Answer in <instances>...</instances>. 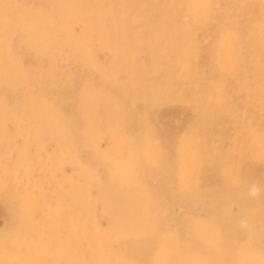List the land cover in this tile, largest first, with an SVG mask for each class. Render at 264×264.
<instances>
[{"label":"rangeland","instance_id":"rangeland-1","mask_svg":"<svg viewBox=\"0 0 264 264\" xmlns=\"http://www.w3.org/2000/svg\"><path fill=\"white\" fill-rule=\"evenodd\" d=\"M74 12L82 19L68 30ZM40 18L49 27L38 30ZM0 57L6 162L23 158L44 193L68 192L90 229L113 216L146 232L132 247L163 242L169 256L177 240L211 264L264 259V0H0ZM4 109L38 131L26 152ZM102 132L136 148L138 182L101 157ZM69 155L78 161L57 166ZM81 162L100 175L87 200L70 187ZM7 222L0 203V233Z\"/></svg>","mask_w":264,"mask_h":264},{"label":"bare ground","instance_id":"bare-ground-1","mask_svg":"<svg viewBox=\"0 0 264 264\" xmlns=\"http://www.w3.org/2000/svg\"><path fill=\"white\" fill-rule=\"evenodd\" d=\"M202 7H206L205 2H202ZM80 19L82 18L77 12L69 16L66 22L68 30H71L73 24ZM43 20L39 19L38 30L44 26L49 27V24L44 25ZM85 21L82 37L85 40L93 39L89 30L95 26V23ZM94 61L98 66L96 60ZM17 72L20 79L24 80L26 72L21 69H17ZM1 102L0 99V107H2ZM4 111L5 120L9 121L10 127L8 136L20 139L21 150L26 152L34 141H38V131L36 133L28 131L27 135L24 129V118L14 116L7 109ZM22 129L26 135L22 133ZM105 138L111 139V142L105 148H100L101 157L114 159L116 170L125 180L124 184L138 182L136 148L128 142H125L124 146L120 137L110 132L97 134L96 140L100 143L101 139ZM1 150L0 203L6 210L8 222L0 233V264H211L204 258L191 259L189 256H184L177 245V240L175 241L176 249L173 255L169 256L163 242L157 246L150 244V247L148 245L132 247L129 239L133 238L137 243L146 238V232L132 231V228L127 225L113 224L112 218H115L113 216L108 217V226L103 231L90 229L83 218L74 216L72 202L68 198L65 199L68 192L56 188L44 193L45 191L29 178L31 174L28 175L27 164L23 158L16 156L14 164L9 166ZM77 161L78 158L69 155L61 158L57 166L73 165ZM81 164V173L75 182H71L70 187L74 186L73 189L83 195L89 185L96 184V178L100 175L93 164L88 162L86 164L81 162ZM57 173L60 174L62 181V174ZM64 181L61 182L60 188L65 187ZM83 197L88 199L84 195ZM97 212L103 214L101 211ZM90 213L94 216L96 210L92 209ZM193 235L205 241L207 238L211 240V237L217 236L201 227L195 228ZM120 243L123 247H120ZM256 261L257 264H264V259L256 258ZM212 264L216 263L212 262Z\"/></svg>","mask_w":264,"mask_h":264}]
</instances>
